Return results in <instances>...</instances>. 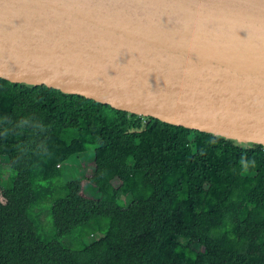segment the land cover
I'll use <instances>...</instances> for the list:
<instances>
[{
	"label": "trees",
	"instance_id": "trees-1",
	"mask_svg": "<svg viewBox=\"0 0 264 264\" xmlns=\"http://www.w3.org/2000/svg\"><path fill=\"white\" fill-rule=\"evenodd\" d=\"M87 151L98 197L80 178L59 195L60 167ZM1 156L14 178L0 186V264H264L261 145L0 78ZM48 200L45 241L34 209ZM78 228L100 237L59 241Z\"/></svg>",
	"mask_w": 264,
	"mask_h": 264
},
{
	"label": "water",
	"instance_id": "water-1",
	"mask_svg": "<svg viewBox=\"0 0 264 264\" xmlns=\"http://www.w3.org/2000/svg\"><path fill=\"white\" fill-rule=\"evenodd\" d=\"M0 78L264 147V0H0Z\"/></svg>",
	"mask_w": 264,
	"mask_h": 264
},
{
	"label": "rangeland",
	"instance_id": "rangeland-1",
	"mask_svg": "<svg viewBox=\"0 0 264 264\" xmlns=\"http://www.w3.org/2000/svg\"><path fill=\"white\" fill-rule=\"evenodd\" d=\"M72 136L73 133L68 131ZM62 178H59L56 181L55 185L56 191L59 195L63 196L65 192L60 191V185H63L65 182L74 179L80 178L82 180V193L83 195L91 198L98 197V191L96 187L91 184L87 178L93 174L94 171V158L93 152L87 151L81 153L77 157L70 159L65 162L61 167ZM14 172L8 167V160L5 156L0 157V186L3 188H10L13 183ZM119 205V204H118ZM120 205H122L120 203ZM51 200L45 201L34 209V217L39 225V233L41 238L45 241L53 240L56 238V231L51 219L50 213ZM105 225V221L102 220V225ZM84 234V235H83ZM100 237V233L91 234L89 229L83 230L78 228L72 234L59 239V241L70 248H81L83 245L91 243L93 240Z\"/></svg>",
	"mask_w": 264,
	"mask_h": 264
}]
</instances>
